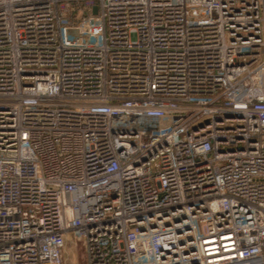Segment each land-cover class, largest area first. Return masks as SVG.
<instances>
[{"label":"built area","instance_id":"1","mask_svg":"<svg viewBox=\"0 0 264 264\" xmlns=\"http://www.w3.org/2000/svg\"><path fill=\"white\" fill-rule=\"evenodd\" d=\"M264 264V0H0V264Z\"/></svg>","mask_w":264,"mask_h":264},{"label":"rangeland","instance_id":"2","mask_svg":"<svg viewBox=\"0 0 264 264\" xmlns=\"http://www.w3.org/2000/svg\"><path fill=\"white\" fill-rule=\"evenodd\" d=\"M87 249L83 238L70 236L64 250V264H86Z\"/></svg>","mask_w":264,"mask_h":264}]
</instances>
